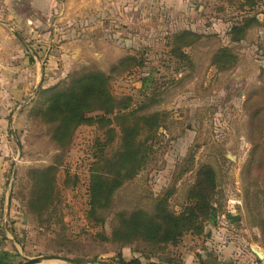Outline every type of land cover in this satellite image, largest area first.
I'll return each instance as SVG.
<instances>
[{"label": "rangeland", "instance_id": "obj_1", "mask_svg": "<svg viewBox=\"0 0 264 264\" xmlns=\"http://www.w3.org/2000/svg\"><path fill=\"white\" fill-rule=\"evenodd\" d=\"M71 1L77 16L69 39L77 41L66 56L57 49L58 60L43 67V81L13 107L0 140L6 151L2 156L0 149V246H9L11 264L39 256L99 262L91 264L116 263L119 256L141 264H264V0ZM232 23H245L234 41ZM180 29L203 35L185 50L184 62L168 55L169 37ZM223 49L228 54L221 61ZM130 55L146 62L122 76L114 73L112 93L139 100L141 79L151 73L157 93L144 114L161 113V128L146 143L142 170L90 220V170L97 142L108 139L109 130L80 126L55 141L58 123L41 113L74 80L109 75ZM110 141L103 154L109 162L101 164L107 183L116 175L120 150L118 137ZM205 168L212 172L214 209L202 233L168 244L115 234L139 210L152 218L181 214ZM43 171L50 187L40 207Z\"/></svg>", "mask_w": 264, "mask_h": 264}, {"label": "trees", "instance_id": "obj_2", "mask_svg": "<svg viewBox=\"0 0 264 264\" xmlns=\"http://www.w3.org/2000/svg\"><path fill=\"white\" fill-rule=\"evenodd\" d=\"M251 8L254 10V5ZM253 16L256 17L255 14ZM244 24L237 26L232 23L228 31L232 41L236 38L239 30L245 29ZM202 36L190 29L174 31L167 42L169 45L168 55L178 62L188 61L185 50L194 46L202 39ZM227 52V49H223L217 58L222 61L228 54ZM145 62L146 60L141 59L138 55H130L120 59L117 66L109 71V75L103 73L86 74L74 80L65 92L56 94L47 103L46 110L41 113V118L45 121L58 123L52 133L55 141L57 139L67 140L71 131L74 132L80 126H96L99 129L109 130V132L107 131L109 134L107 141L97 142L98 154L94 153L95 161L90 170L88 187L90 204L88 217L90 220L96 218V209L106 203L110 195L126 179L142 170L149 153L146 143L152 138L154 131L161 128V113L144 114L149 105L154 102L157 93L151 85V73L146 74L141 79V89L138 91L139 100H135L129 95L116 97L111 89L114 73L119 74L117 76H122L135 68L144 66ZM215 65L217 64L215 63ZM217 68L221 70L218 65ZM117 69L123 71L117 73ZM114 135L120 141V150L117 152V154L119 153L118 161L115 163L117 172L114 179L107 183L101 177L102 172L105 171L102 167L104 168V165L106 166L109 162L103 154L107 145L112 142L110 140L114 138ZM51 170L53 168L45 171ZM45 171L39 173L41 174L39 175L41 179L38 199L40 207L45 203L46 192L50 187ZM202 171L204 173H199L197 179L199 189L190 191L187 197L189 204L181 214L159 213V217L152 218L139 210L133 212L130 222L124 223L115 234L121 235L124 241L142 238L154 243L168 244L176 243L185 233H202L203 223L210 219L214 209L212 201L208 198V191L210 190L208 186L213 180L212 172L207 168ZM117 260L116 263L101 262V264H141L138 259L126 261L122 256H119Z\"/></svg>", "mask_w": 264, "mask_h": 264}, {"label": "crops", "instance_id": "obj_3", "mask_svg": "<svg viewBox=\"0 0 264 264\" xmlns=\"http://www.w3.org/2000/svg\"><path fill=\"white\" fill-rule=\"evenodd\" d=\"M71 2L65 0L60 4L57 0H0L2 143L5 142L8 126L12 123L10 113L13 107L21 105V99L29 88L33 89L34 86L35 89L43 81V67L49 69L58 60L57 49L62 50L66 56L72 43L77 41L69 39L70 22L75 21L77 16ZM60 40L66 41L60 44ZM0 149L4 156L5 147L2 145ZM9 250L8 245L0 246V264L12 263Z\"/></svg>", "mask_w": 264, "mask_h": 264}, {"label": "water", "instance_id": "obj_4", "mask_svg": "<svg viewBox=\"0 0 264 264\" xmlns=\"http://www.w3.org/2000/svg\"><path fill=\"white\" fill-rule=\"evenodd\" d=\"M19 150V148H18ZM38 263H58V264H91L90 262L81 261L59 256H39L32 259H26L22 264H38Z\"/></svg>", "mask_w": 264, "mask_h": 264}]
</instances>
